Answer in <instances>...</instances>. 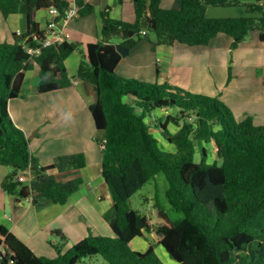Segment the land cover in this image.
<instances>
[{"label":"trees","instance_id":"1","mask_svg":"<svg viewBox=\"0 0 264 264\" xmlns=\"http://www.w3.org/2000/svg\"><path fill=\"white\" fill-rule=\"evenodd\" d=\"M75 2L80 18L95 12L87 0ZM132 3L134 23L112 18L108 8L101 13L100 40L87 45L76 77H70L66 61L81 44L67 40L45 46L46 33L36 18L37 12L51 8H57L61 18L69 1L0 0L5 18L22 15L27 26L22 34H13V43H0V165L9 168L1 187L16 199L32 198L34 204L41 200L65 204L80 189L85 155H65L54 164L40 166L29 139L13 121L9 104L20 97L33 62L40 68L39 94L64 90L74 79L83 80L96 92L89 109L96 128L105 133L100 142L102 176L113 205L103 218L114 234L90 235L63 251L68 238L55 230L57 256L48 258L35 254L2 226L0 245L6 253L0 254L1 264H79L97 256L106 264H165L154 245L144 251L132 247L134 240L152 233V222L130 201L160 173L168 183V203L181 214L172 219L162 206L158 213L164 220L159 245L176 264H264V124L256 125L252 117L238 119L218 97L116 73L121 60L140 42H151V33L157 36L154 47H204L225 35L232 38L234 50L255 32L264 44L263 0H181L179 9L163 8L162 0ZM212 7L244 8L245 14L213 18L207 15ZM115 36L121 38L119 44L110 42ZM28 46L40 52L31 57ZM155 109H176L177 113L155 122ZM171 123L179 124L176 132L169 128ZM154 130L161 131L173 150L160 146ZM21 172L31 173L28 184L20 179Z\"/></svg>","mask_w":264,"mask_h":264},{"label":"crops","instance_id":"2","mask_svg":"<svg viewBox=\"0 0 264 264\" xmlns=\"http://www.w3.org/2000/svg\"><path fill=\"white\" fill-rule=\"evenodd\" d=\"M116 1L119 2L118 8H116L118 4ZM241 1L254 2V0ZM87 2L95 7V12L98 10L100 14L99 18L97 12L92 28L89 29L81 25L80 20L84 17L80 18V16L70 21L64 28L69 41H80L84 54L88 44L100 40L104 24L101 13L107 8L114 19L129 23L135 21L132 0H87ZM179 3L181 0H162V7L175 9ZM114 8L116 9L114 10ZM39 13L37 12V21L41 29L46 31L53 16L50 14V10H46V16L42 17L44 21V25H42ZM24 20L26 24V19L24 18ZM75 23L77 25L72 28V24ZM62 29L61 24L56 28L57 31ZM1 33L3 34V32ZM257 34L259 40V33ZM3 35L7 36V34ZM156 41V34L151 33V42H140L127 57L121 60L116 73L128 79L151 83H169L190 91L193 88L196 70L199 67L197 58L209 54L213 46L222 45L221 49L227 50L233 42L232 38L225 35H219L211 44L204 47H189L180 44L154 47ZM110 42L119 44L121 38L115 36ZM261 44L264 46L263 43ZM245 46L243 44L240 50ZM206 49L209 51H205ZM78 53L81 56L74 52L66 61L70 77H76L82 61V53ZM70 61H73L74 67L71 66ZM33 64L32 75L39 76L40 68L35 62ZM39 80L37 85L27 87L26 80H24L20 97L11 100L9 104L10 115L29 139L31 151L40 166L54 164L61 156L83 153L87 162L80 174L83 184L65 204H54L47 200H41L38 204H34L30 198L16 199L3 191L1 184L9 170L0 165V229L4 226L38 256L55 258L57 252L53 245L59 244L58 238L52 236L55 230H60L68 238V244L63 251L90 235L114 237L108 223L103 218L105 212L112 207L113 201L106 181L100 179L103 160V148L100 142L105 140V133L96 128L89 109L97 99L94 88L77 78L73 80V85L67 89L39 94L37 92ZM230 90V86L225 89L226 95L222 94V100L234 112L232 108L234 101L227 95L231 92ZM258 104L259 106L251 112L255 117L256 124L264 121V103L259 101ZM166 114L168 115V112ZM234 114L236 115L235 112ZM30 176V172H25L20 179L28 184ZM139 239L141 238H137L134 242L138 241L141 246L142 242ZM134 242H132V247ZM140 246L134 249L139 250ZM148 246L149 244L146 245V249Z\"/></svg>","mask_w":264,"mask_h":264},{"label":"rangeland","instance_id":"3","mask_svg":"<svg viewBox=\"0 0 264 264\" xmlns=\"http://www.w3.org/2000/svg\"><path fill=\"white\" fill-rule=\"evenodd\" d=\"M116 3H118L116 8H118L119 2L116 1ZM180 7L181 3H179L178 6L175 7V9H179ZM116 8H114V10ZM46 10L48 9H42L39 11V19H41L40 22L42 25H44L42 17L46 16ZM119 10H121V8H119ZM97 12L98 10H96L95 14L92 17L89 16L86 18H82L80 20L81 25L86 26L89 29L92 28V23L97 17ZM244 14V8L213 7L210 8L208 13V15L213 18L240 17ZM98 15L100 18L99 12ZM24 18V16L19 14L11 15L5 18L0 12V43H13V34L19 30L22 32L26 30L27 26L25 24ZM76 25V23L72 24L71 27L74 28ZM1 32H3V34H7V36H4ZM71 33L73 34L72 31ZM257 37V32L253 33L251 39H249L248 42L244 43L246 46L242 50L240 49L243 44H240L234 50L233 48H231V46L227 50H222V45H218L213 46L210 50V53L206 56L197 58L199 67L196 70V79L194 81L193 88L190 90V92L194 94L218 97L220 100H222V94L226 95L225 89L230 86L231 92L227 93V95L228 98L232 99V101L235 102H233L232 108L236 113L237 118L243 120L247 117H252L255 124V117L251 112H253L255 108L259 106V101L264 103V46L259 42ZM70 42L80 43V41L76 40H71ZM205 51H209V49H206ZM78 52L82 53V44L80 46V50L76 51V53L81 56V54ZM212 52L213 54H211ZM83 54L84 53H82V59L84 56ZM70 64L72 67H74L73 61H70ZM32 73L33 70L29 71L26 75V87L29 85H37V81L39 80L40 75L34 76L32 75ZM229 73H231V79H229ZM176 113V109L168 110V114L176 115ZM165 115L166 111L162 113L161 109H155L152 112V120L156 122L159 118H162L163 116L165 117ZM182 124L183 121L180 125H178L181 126ZM263 124L264 121L256 125ZM151 125H153V123H151ZM178 125L175 123H171L169 128L172 131L176 132L179 129ZM153 134L159 140L160 146L162 145L168 150H173V146L168 144L162 138L163 136L161 131L154 130ZM211 150L212 154H215L213 149ZM197 154V160L199 162L201 154ZM208 160L210 161L211 157H209ZM7 169L9 170V168ZM100 179L104 181V178L101 175ZM167 188L168 183L166 177L163 173H160L154 180L148 182L134 195V197H132L130 201V205L132 206V208L139 211L140 214L146 216L152 222V233L146 234L145 239H139L142 242L141 246L139 245L138 241H135L133 244V248L140 246L139 251L146 250V245L152 244L155 246L159 257L165 264H176V262L170 258L164 248L159 245L161 236L158 231L160 226L164 223V220L161 219L158 215L160 206L165 209V211L172 219H178L181 217V214L176 213L171 208L166 199L165 192ZM91 259L98 260V264H106L100 256L89 258L87 259L86 263L80 262L79 264H94L93 262H90Z\"/></svg>","mask_w":264,"mask_h":264},{"label":"built area","instance_id":"4","mask_svg":"<svg viewBox=\"0 0 264 264\" xmlns=\"http://www.w3.org/2000/svg\"><path fill=\"white\" fill-rule=\"evenodd\" d=\"M70 3V6L65 9V14L61 16L60 18V12L57 8H51L50 14L53 16V19L48 23L47 29L45 31L46 33V39L43 41V44L45 46H50L55 43H63L64 41H67L66 33L64 32V28L68 25V23L76 18H78L79 15V6L76 4L75 0H68ZM59 18V19H58ZM61 24L63 26V29L60 31H57V26ZM17 33L20 35L22 34V31H17ZM69 41V40H68ZM27 52L31 55V57L37 55L40 52V49H34L30 46L26 47ZM32 175L30 176L31 179ZM31 200V198H30ZM6 251L4 246L0 245V254L5 255ZM0 264H1V256H0Z\"/></svg>","mask_w":264,"mask_h":264},{"label":"water","instance_id":"5","mask_svg":"<svg viewBox=\"0 0 264 264\" xmlns=\"http://www.w3.org/2000/svg\"><path fill=\"white\" fill-rule=\"evenodd\" d=\"M263 2H264V0H263ZM23 174H24V172H21V173H20V175H23Z\"/></svg>","mask_w":264,"mask_h":264},{"label":"clouds","instance_id":"6","mask_svg":"<svg viewBox=\"0 0 264 264\" xmlns=\"http://www.w3.org/2000/svg\"><path fill=\"white\" fill-rule=\"evenodd\" d=\"M102 148H103V145H102ZM25 173V172H24ZM22 175H20V177H21ZM31 200H32V198H31Z\"/></svg>","mask_w":264,"mask_h":264},{"label":"bare ground","instance_id":"7","mask_svg":"<svg viewBox=\"0 0 264 264\" xmlns=\"http://www.w3.org/2000/svg\"><path fill=\"white\" fill-rule=\"evenodd\" d=\"M168 3V2H167Z\"/></svg>","mask_w":264,"mask_h":264}]
</instances>
